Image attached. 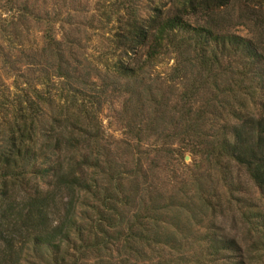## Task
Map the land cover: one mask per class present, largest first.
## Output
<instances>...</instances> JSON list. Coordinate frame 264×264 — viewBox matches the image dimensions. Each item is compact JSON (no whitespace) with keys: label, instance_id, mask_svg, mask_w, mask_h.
Segmentation results:
<instances>
[{"label":"rangeland","instance_id":"obj_1","mask_svg":"<svg viewBox=\"0 0 264 264\" xmlns=\"http://www.w3.org/2000/svg\"><path fill=\"white\" fill-rule=\"evenodd\" d=\"M175 1L0 0V102L20 89L49 91L44 96L60 105L73 98L84 102L101 125L103 165L118 172L112 180L109 174L100 178L116 189L114 200L100 204L115 226L103 222L104 243L83 252L81 264H264V196L221 148L236 122L233 111L245 107L264 115V82L251 76L263 68L264 52L254 66L240 54L224 59L216 70L218 86L212 80L193 83L206 72L197 65L199 48L183 32L178 48L133 78L121 76L115 65L118 58H135L116 45L120 24L145 20L154 9L170 14ZM259 1L260 10L231 0L212 15L214 32L260 38ZM186 19L190 28L210 22L200 15ZM244 67L240 84L242 77L235 76ZM192 84L194 98H183ZM83 201L95 203L91 196ZM88 206L82 209L94 220ZM224 238L236 241L234 252L212 249V240ZM47 257L35 256L33 264H52Z\"/></svg>","mask_w":264,"mask_h":264},{"label":"trees","instance_id":"obj_2","mask_svg":"<svg viewBox=\"0 0 264 264\" xmlns=\"http://www.w3.org/2000/svg\"><path fill=\"white\" fill-rule=\"evenodd\" d=\"M230 1L176 0L170 14L154 9L145 20L133 17L121 23L115 33L116 45L135 58L131 63L116 60L120 75L133 78L159 57L178 48L177 39L182 32L189 36V44L199 48L197 65L206 72L204 77L194 78L193 83L212 80L218 86L216 70L221 69L224 59L235 54L247 61L246 66L261 62L264 33L253 41L214 32L216 21L212 15ZM243 1L259 10L263 8L259 0ZM198 15L210 22L190 28L186 18ZM260 23L264 25V20ZM227 63L231 73L232 64ZM246 68L243 73H236L235 78L242 77L240 84L247 74ZM178 73L175 77L181 79ZM251 76L262 84L264 66ZM239 83L237 86H242ZM192 87L183 98H194V84ZM237 89L240 92L242 88ZM48 92L20 89L12 93V99L9 92L4 96L5 102H0V264H33L35 256L43 261L46 253L52 264H81L83 252L104 243L108 233L102 229L103 222L107 221L110 228L115 226L111 215L105 217L100 210V204L104 207L115 199L116 190L108 183L101 184V176L109 174L112 180L118 175L112 166L103 165L101 125L84 102L77 104L78 99L73 98L70 104L60 105L53 97L44 96L51 94ZM47 106L52 109L49 119L44 120ZM244 110L245 107L231 113L236 122L231 125V137L225 133L221 148L245 168L264 196V115ZM87 196L95 201L93 205L85 204ZM84 205L94 211V220L86 215ZM105 209L111 212V208ZM260 226L264 231V215ZM212 241L216 242L212 246L216 253L234 252L237 248L234 239Z\"/></svg>","mask_w":264,"mask_h":264}]
</instances>
